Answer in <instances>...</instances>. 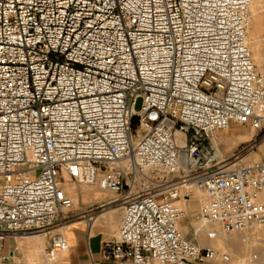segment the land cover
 Instances as JSON below:
<instances>
[{"label": "built area", "instance_id": "built-area-1", "mask_svg": "<svg viewBox=\"0 0 264 264\" xmlns=\"http://www.w3.org/2000/svg\"><path fill=\"white\" fill-rule=\"evenodd\" d=\"M251 3L0 0V256L9 236L84 215L69 214L73 181L119 194L91 212L124 204L103 243L114 264L230 259L183 234L178 203L199 196L194 231L209 238L264 224V160H230L214 137L243 125L264 140ZM69 247L58 232L45 257Z\"/></svg>", "mask_w": 264, "mask_h": 264}, {"label": "crops", "instance_id": "crops-1", "mask_svg": "<svg viewBox=\"0 0 264 264\" xmlns=\"http://www.w3.org/2000/svg\"><path fill=\"white\" fill-rule=\"evenodd\" d=\"M255 157L257 160L264 159V151L262 150ZM96 189L102 195L91 200L82 198V203H80V194L83 197V193L80 190L75 191L76 195H72L77 196L78 200L69 214L75 216L84 212L83 216L73 217L64 226L47 232L9 236L3 245L0 264H52L53 262L45 257V250L58 232L66 236L70 247L53 264H114L112 260L103 257V243L117 236L124 216V204L115 202L106 205L103 209L91 212V207L108 203L119 196L118 193L103 190L100 187ZM179 203L189 211V215L179 224L183 234L201 246L221 249L230 255L227 261L218 258L205 262L190 260L184 264H264V224L255 226L248 233L209 238L205 233L197 234L194 231L199 196H192ZM91 214H93V219L90 217ZM153 264L161 263L154 262Z\"/></svg>", "mask_w": 264, "mask_h": 264}, {"label": "rangeland", "instance_id": "rangeland-1", "mask_svg": "<svg viewBox=\"0 0 264 264\" xmlns=\"http://www.w3.org/2000/svg\"><path fill=\"white\" fill-rule=\"evenodd\" d=\"M252 3H255L257 14H253L254 12L252 11V7L250 6V24L247 29V39L249 41V48L251 50L255 64L261 71L264 72V0H252ZM255 48H258L260 50V57L256 56L257 50H255ZM141 105L142 98H139L135 105L136 110H139L141 108ZM137 127L138 126H136L135 128ZM250 133L251 135H249ZM258 134V131L253 130L249 126L235 125L227 130H217L214 133V137L216 138L217 147L224 157L230 158V160L239 159L241 161L252 162L264 160H257L255 157L262 150L264 151V140L259 139L255 141V139L258 137ZM241 135L248 136L241 138ZM134 139H137L136 135L134 136ZM65 185L68 186L67 190L71 195H74L75 191L78 190L83 193V197L80 194V203H82V198L85 200H91L102 195L101 193L97 192L96 189L97 187H99L98 182L94 184H87L84 182L80 183L67 181ZM73 197L75 198V202H77V196ZM193 200L194 199L192 198V201ZM178 204L182 206V204Z\"/></svg>", "mask_w": 264, "mask_h": 264}, {"label": "bare ground", "instance_id": "bare-ground-1", "mask_svg": "<svg viewBox=\"0 0 264 264\" xmlns=\"http://www.w3.org/2000/svg\"><path fill=\"white\" fill-rule=\"evenodd\" d=\"M251 7H252V11L254 12L253 14H257L256 13V11H257V8L255 7V3H251V5H250ZM249 42V41H248ZM255 50H257V54H256V56L257 57H260L261 56V53H260V50L258 49V48H255ZM249 135H251V133L249 134ZM245 136H248V135H241V138H243V137H245ZM88 188H90V187H88ZM92 188V187H91ZM74 198V197H73ZM74 200H75V198H74Z\"/></svg>", "mask_w": 264, "mask_h": 264}, {"label": "trees", "instance_id": "trees-1", "mask_svg": "<svg viewBox=\"0 0 264 264\" xmlns=\"http://www.w3.org/2000/svg\"><path fill=\"white\" fill-rule=\"evenodd\" d=\"M138 125V120L135 118L133 119V127H136Z\"/></svg>", "mask_w": 264, "mask_h": 264}]
</instances>
